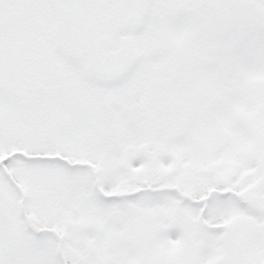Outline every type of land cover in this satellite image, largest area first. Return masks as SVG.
<instances>
[{
    "label": "snow or ice",
    "instance_id": "snow-or-ice-1",
    "mask_svg": "<svg viewBox=\"0 0 264 264\" xmlns=\"http://www.w3.org/2000/svg\"><path fill=\"white\" fill-rule=\"evenodd\" d=\"M0 264H264V0H0Z\"/></svg>",
    "mask_w": 264,
    "mask_h": 264
}]
</instances>
